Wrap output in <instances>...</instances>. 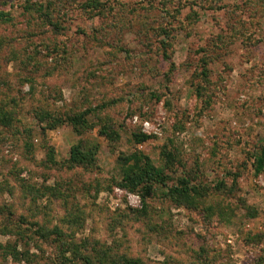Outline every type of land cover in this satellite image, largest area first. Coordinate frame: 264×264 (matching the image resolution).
Masks as SVG:
<instances>
[{"label":"rangeland","instance_id":"rangeland-1","mask_svg":"<svg viewBox=\"0 0 264 264\" xmlns=\"http://www.w3.org/2000/svg\"><path fill=\"white\" fill-rule=\"evenodd\" d=\"M0 13V264H264V0Z\"/></svg>","mask_w":264,"mask_h":264},{"label":"trees","instance_id":"trees-1","mask_svg":"<svg viewBox=\"0 0 264 264\" xmlns=\"http://www.w3.org/2000/svg\"><path fill=\"white\" fill-rule=\"evenodd\" d=\"M5 17H7V15L0 13V18H5ZM36 114H37V116H38V118H39V120L41 122H46L47 123V128H56L57 126L63 125L66 122V120L63 119L62 117H60V116L54 117L49 112H42L41 111V112H38ZM85 116H86V113H81V114L74 115V118L71 119V123L73 125H75L74 126L75 129L77 127L86 125L87 120H85L86 119ZM106 129H108V128H105V130ZM140 136H141L142 139L150 137V136L145 135V134H141ZM91 156H92L91 151L83 149V148H81L79 146H74L71 149L70 162L72 163V166H75V165H86V164L93 165V163L91 161H89V158L91 160ZM146 165H148L147 161L143 164V166H146ZM150 167L155 172V174H158V170L157 169H155L153 166H150ZM263 169H264V157L262 156L261 158L258 159L257 171H262ZM143 177H145L146 180L149 179V177L146 178L147 177V173L146 172L143 173ZM141 179L142 178H136V180L138 182L136 181L135 184L132 185V189L137 190V186H139V185H141L143 183V179H142V181H141ZM125 181L129 185V182L131 180H130V178H129V180L127 178H125ZM127 262H129V261H127Z\"/></svg>","mask_w":264,"mask_h":264},{"label":"built area","instance_id":"built-area-1","mask_svg":"<svg viewBox=\"0 0 264 264\" xmlns=\"http://www.w3.org/2000/svg\"><path fill=\"white\" fill-rule=\"evenodd\" d=\"M133 121H134V123H137V122H139V118L134 117ZM140 124H141L145 133H147L149 135H155V136H161L162 135V128L160 126L152 124L150 121H147V120L140 122Z\"/></svg>","mask_w":264,"mask_h":264}]
</instances>
